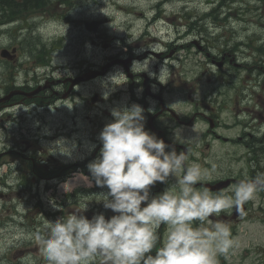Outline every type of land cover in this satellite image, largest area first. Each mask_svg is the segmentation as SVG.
<instances>
[{
    "label": "flooded vegetation",
    "instance_id": "af4514ba",
    "mask_svg": "<svg viewBox=\"0 0 264 264\" xmlns=\"http://www.w3.org/2000/svg\"><path fill=\"white\" fill-rule=\"evenodd\" d=\"M13 1L15 0H8L7 3ZM89 1L57 0L61 17L68 19L71 16L91 14ZM4 4L0 0L1 15H6L4 9L10 8ZM124 15L129 16L130 13ZM159 15L155 13L154 17ZM222 21L214 12L196 11L184 14V28L180 30L183 35L177 38L181 41L178 45L175 41L168 50L156 48L143 51L139 38L134 46L141 52L133 50L124 54L129 66H133L138 59L143 67L165 66L167 69L169 96L162 97V102L166 106L160 107L161 99L153 93L158 90L157 76L148 70L145 84L142 72L134 71L131 78L125 81V90L131 93L133 99L138 100L137 94L145 96L147 94L143 90L149 88L147 99L141 100L143 107L147 108L144 112L145 117L147 119L151 117L153 123V127L147 123L146 130L155 133L158 138L171 140L177 147L181 144L178 137L183 135V151L188 158L200 160L210 171L215 168L211 176L205 179L209 186L215 184V190L209 189L212 194L213 191L231 194L229 190L234 188L232 187L234 183L264 172V24L260 23L261 30L250 27L237 29L231 26L225 28ZM81 29L84 30L83 27ZM95 34L94 42L101 41L104 37L101 30ZM83 47L85 49L88 47L86 40L83 41ZM117 59L120 58L107 56L108 63ZM177 67L184 68L181 78L176 76ZM72 74L73 71L71 74L68 72L57 80L58 100L61 103L71 100L73 106L77 107L75 96H82L85 102H89L93 90L90 87L91 93L89 88L85 93L87 83L83 82L84 88L77 90L79 84H76L67 94L69 85L67 80L72 78L69 77ZM86 74L83 72L74 78L84 77ZM37 85L32 86L31 81L13 76L1 87L0 97L11 90L14 91L15 86L28 93ZM181 92L182 111L178 105ZM47 96L48 94L43 91L33 96L14 94L0 102V113L17 112L18 109L24 111L25 105L30 103L34 104V107L40 106ZM98 111L108 112L101 109ZM90 141H95L94 135H91ZM175 149L179 151L180 148ZM5 152L8 150L2 153ZM153 187L158 191L161 185L157 183L150 187L155 191ZM196 187L201 189V184H197ZM104 189L108 191L106 187ZM0 197L7 198L9 195L0 192ZM251 201L241 206L235 218L227 216L226 220L230 221V227H241L248 221L264 223V190L256 206L251 204ZM216 219L215 216L209 218L210 221ZM30 228L27 221L16 219L14 209L10 211L6 205L0 206V264L40 263L33 262V258L38 257L31 253V247H27L31 243L38 247L34 235L28 233ZM163 229V232L158 230L159 240L153 254L162 245L164 240L162 235L167 226Z\"/></svg>",
    "mask_w": 264,
    "mask_h": 264
},
{
    "label": "clouds",
    "instance_id": "9594fccd",
    "mask_svg": "<svg viewBox=\"0 0 264 264\" xmlns=\"http://www.w3.org/2000/svg\"><path fill=\"white\" fill-rule=\"evenodd\" d=\"M61 27L65 37L68 25L56 20L39 23L36 31L48 40L60 34ZM166 70L162 66L160 83H167L159 78ZM108 95L104 93L105 98ZM144 112L135 103L113 107V119L99 133V155L87 164L90 175L80 174L88 186L94 181L108 189L100 201L115 214L106 218L97 213L89 219L83 214L86 203L67 217L45 218L33 238L46 264H218V255L238 246L226 223L217 221L209 228L194 227L193 221L204 224L226 209L254 200L264 190V172L239 180L231 194L199 190L197 183L209 178L215 168L186 164V152H177L146 130ZM52 147L57 149L52 154L71 157L76 144L60 138ZM170 176L176 178L178 191L167 188L150 195L152 185L166 183ZM71 185L66 182L64 188ZM161 225L167 226L166 237L153 254Z\"/></svg>",
    "mask_w": 264,
    "mask_h": 264
},
{
    "label": "rangeland",
    "instance_id": "374dc122",
    "mask_svg": "<svg viewBox=\"0 0 264 264\" xmlns=\"http://www.w3.org/2000/svg\"><path fill=\"white\" fill-rule=\"evenodd\" d=\"M49 1L50 0H47L46 3H48ZM116 1L119 2V0H116ZM196 1H197V5L200 8H202V9L205 8L204 0H196ZM147 2L145 0H123L120 3L113 4V3L109 2V0H100V3L98 5L91 6V7H94V8L100 9V10L104 9L103 11H101V14L116 13L114 18H113L112 24H116V21H117V24H121V23H124V18H123L124 14H123V10L120 9L119 7L124 6V7H127L128 9H131L132 11H135V12L136 11H142L143 13L146 14V16H144L143 18L148 19V17L152 16V14H154V12H153L152 9H148L149 2L148 3ZM46 3L38 4L36 6H41V5H44ZM29 6H31V5L29 4ZM36 6H34V7H36ZM11 9L12 10H16V9H18V6L13 4L11 6ZM6 12L7 11H5V13ZM185 13H186V9L182 8L177 13H174V14L172 13V14H169V15L167 13H165V14H162L161 16L165 15V18H169V17L171 18V15L176 16L175 19L172 20V24L182 27V25L184 23L183 15ZM131 14H133V18L137 17V16H135L134 13H131ZM161 16H160V18H161ZM61 30L59 31V33H61ZM150 30H153V27H150ZM109 32L111 33L110 29H109ZM143 32H144L143 30H141V32L140 31H138V32L136 31L134 33L135 34L134 38H135V36H137V35H139L140 33H143ZM174 32H176V31L174 30ZM110 33H108V34H110ZM155 33L159 34V31H155ZM6 35H7L6 28H4L3 26H0V39H4L6 37ZM146 39H147V37H146ZM104 44H105V41L102 43V45H104ZM67 49L70 50V52H69V55H70L71 51H72V48H67ZM69 55L63 54V58H66ZM177 70H178V68H177ZM178 72L181 73L180 71H178ZM46 73H50V72L49 71H42V73H40V75L41 76H46L45 75ZM102 81H103L102 78H98L96 80V84L100 85ZM51 84H52V86H54V89L57 88V87H55L56 84L52 83L51 80H48V86L51 85ZM104 91H106V90H104ZM49 92H50V90H49ZM54 96H55V93H52L48 97L49 99H51L50 101H52ZM50 101L48 103H44V106H50V107L53 108L54 102H50ZM85 105L90 107L91 103L88 102V103H85ZM41 111H42V106L38 107V109L32 108L31 112H33V113H31V114H26L25 112H23V113H25V116L23 117V121L26 118H29V120H30V123H27L26 125H24L26 127V130L23 131V136H24V138L26 140H28V141H30L32 143H35L33 145V148H35L37 150L35 158H36V160L39 161V164H43V162L46 160V153L48 154L47 158L52 160V161H58V159H59V157L61 155L58 152L55 153V154L51 153V152H54V151L57 150L55 147H52L55 141H42V142L41 141L40 142L37 141V142H35L34 139H33L34 136L39 133V127H37L35 125L37 123H34V122L39 121L40 117H44L47 120H49L46 124H44L42 122L40 123V125L43 126V128L46 131L49 128H51L52 131H53V128L57 124V121L59 119L57 112H54L53 109H51V110H49L47 112H41ZM67 111H68V109L66 108L64 113L67 116H69L70 113L67 112ZM78 114L81 115V118H83V120L79 119L76 122V125H78L81 129H83L85 127H88V125H92L91 121H89L88 118L84 117V115L87 114V112H78ZM92 115H93V113H92ZM9 118L12 119L11 117H9ZM70 120H71L70 122L67 121L68 124L72 123V118ZM3 131H5V132L8 131L10 133L2 134L1 137L9 135V138H10L11 133H14V132L18 133L19 132L18 131V127L16 125L9 124V123H7L6 128H4ZM52 131L50 130L49 132H47V134H50V132H52ZM39 135H40V133H39ZM181 136L182 135H180L178 137V142L179 143L184 141V139L181 138ZM44 139L46 140L47 137H44ZM66 141L68 142L69 139H66ZM165 143H166V141H165ZM180 145L182 146V144H180ZM25 151H26V149L25 150L23 149V151L19 152V153H7V152H5V153H3L1 155V160H9L11 158H15L21 163V165L23 167H24V165L28 167L29 154H25L24 153ZM82 151H83V149H79V147L76 146V149L73 152L72 156L68 157V158L72 159V158L75 157L74 153H80ZM40 158H43V160H40ZM46 162H47V160H46ZM89 162L90 161H86L87 164ZM8 167L9 166L7 165V168ZM7 168H6V166H3L0 169V174H3L5 172V169H7ZM28 169H29V167H28ZM13 173L14 174H13V177H12V181H8V183L12 185L10 187L11 189H17V183L18 182H17L16 178L20 177V173L21 172L20 171H16V172H13ZM80 174H82L83 176H87L86 173H84V172H77L75 174L72 182H75L76 184H79V185H81L83 187H86V188L90 187L80 177ZM54 183H55V180L51 179V186ZM172 183L176 185V180L173 181ZM59 184H58L57 189L55 187H53V189L47 188L46 190H44L43 191L44 198L42 200L44 204L48 203V204L57 206L56 208H53V209H52V207H50V209L53 210L52 213H55V212H57L59 210L62 211L59 214L58 217H61L63 215H64V217H67L69 215L67 213L73 211L72 209H75L77 207H82L84 204L88 203L86 201L83 202V200H80L79 197H76V196H72L71 198L66 199L65 201H63L64 200L63 196L65 194L64 192H66L67 190L72 188V186H74V183H70L72 185L70 187L66 186L65 188L62 185L59 186ZM156 184L157 183H155V185ZM211 185L212 186L208 187V188L213 190L215 184H211ZM235 185H236V183H234L232 185V187H235ZM176 186L178 187V185H176ZM153 188H154L155 191H153V189L150 188V195L154 196V195H157L159 193H162L160 191H157V189L155 187H153ZM223 188H225V187H223ZM5 191H4L5 193L11 194V195L9 197H7V198L0 197V204L6 203V207L10 211L13 210V208L11 207V205L13 203L17 204L16 201L25 199L22 196L19 197L18 192H15L16 190L7 191V189H5ZM261 193H262V191H259V194L257 195V198L252 200L251 204H254L255 206L257 205V202L259 201V197H260ZM100 196H103V195H100ZM14 200H15V202H13ZM51 201H52V203H51ZM95 201L98 202V199H95ZM31 202H33V199H31ZM58 204L61 207L58 206ZM99 204L103 205V202L99 200ZM143 206H144V204L142 203L141 207H143ZM89 208H90V206L88 205V209H87L86 212L89 211ZM232 209H233V207L230 210H232ZM229 211L221 212L218 215H214L217 219H216V221H213V222L220 221V222L226 223L229 226L230 230H231L232 237L237 241L238 246L234 250H230V252L227 255H218L217 256L218 264H264V223H249L250 221H248L247 223L243 224L241 227H230V225H231L230 221L226 220ZM36 212L37 211H31V212H29L28 215L23 216V218L20 219V220H23L25 222L26 221L33 222V221H35L34 220V216H35ZM105 212H106L105 214L103 212H101V213H103L106 218H110L112 215L115 214L112 210L110 211V209H105ZM109 212L111 214H109ZM224 216H226V217L224 218ZM49 220H53L54 221L55 219L54 218H50ZM164 227H166V225H161L160 226V228H159L160 232H163V230H164L163 228ZM194 227H209L210 228V226L205 224V223L204 224L199 223V225L194 226ZM33 245H35V244L32 243L31 245H28L27 247L30 248ZM31 253L32 254L40 253L39 247L36 248L35 252H31Z\"/></svg>",
    "mask_w": 264,
    "mask_h": 264
},
{
    "label": "trees",
    "instance_id": "16d2710c",
    "mask_svg": "<svg viewBox=\"0 0 264 264\" xmlns=\"http://www.w3.org/2000/svg\"><path fill=\"white\" fill-rule=\"evenodd\" d=\"M2 1L5 3L4 6H7V1L8 0H2ZM11 4H14L16 6H19L20 2L13 1V3L11 2ZM23 4L24 5H29L27 1L23 2ZM66 174L68 175V171H66ZM72 196L79 197V199L80 200H83V202L84 201H86V202H92V200L94 199V194L91 193L90 192V189H87V188H78V189H76L75 191H73L71 193H67V196L66 197L71 198ZM65 198H63V199L65 200ZM96 203H94V204H96ZM94 204H91V206L94 205ZM94 210L97 213H101V212H103L104 214L106 213L105 212V208L103 207V205H100V206L94 208Z\"/></svg>",
    "mask_w": 264,
    "mask_h": 264
},
{
    "label": "bare ground",
    "instance_id": "6f19581e",
    "mask_svg": "<svg viewBox=\"0 0 264 264\" xmlns=\"http://www.w3.org/2000/svg\"><path fill=\"white\" fill-rule=\"evenodd\" d=\"M27 2L32 6H36L38 4H42V3H46L47 0H27ZM13 3V2H12ZM10 5L12 6L13 4L10 3ZM4 7V6H3ZM4 11H7V9H4Z\"/></svg>",
    "mask_w": 264,
    "mask_h": 264
},
{
    "label": "water",
    "instance_id": "95a60500",
    "mask_svg": "<svg viewBox=\"0 0 264 264\" xmlns=\"http://www.w3.org/2000/svg\"><path fill=\"white\" fill-rule=\"evenodd\" d=\"M98 23H100V22H98V21L90 22L89 24H87V27H88L89 29H96L97 26H98Z\"/></svg>",
    "mask_w": 264,
    "mask_h": 264
}]
</instances>
